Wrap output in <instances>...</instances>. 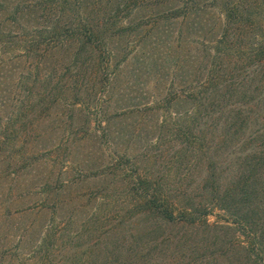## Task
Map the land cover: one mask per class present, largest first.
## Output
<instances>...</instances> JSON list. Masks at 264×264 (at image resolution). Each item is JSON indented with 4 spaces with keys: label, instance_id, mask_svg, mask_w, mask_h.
<instances>
[{
    "label": "trees",
    "instance_id": "obj_1",
    "mask_svg": "<svg viewBox=\"0 0 264 264\" xmlns=\"http://www.w3.org/2000/svg\"><path fill=\"white\" fill-rule=\"evenodd\" d=\"M146 1L0 0V49H9V57L0 55V103L10 109L0 114V152L12 150L13 173L18 177L43 151L67 142V155L52 160L59 173L76 142L98 141L102 156L92 173L103 184L99 205L67 210L37 239L30 238L31 221L19 228L15 264H219L222 257L227 262L220 264H264V0ZM154 5V16L138 13ZM192 17L189 31L211 37L201 38L182 65L183 90L160 99L187 108L175 112L167 155L144 146L142 159L165 157L159 172L144 171L135 147H101L134 138L136 127L124 117L150 110L143 99L121 107L118 102L136 97L114 84L128 60L135 64L128 77L145 76V84L158 59L173 56L180 70L183 45L171 44L166 21L186 30ZM111 99L117 103L112 112ZM52 116L62 130L79 123L82 135L72 131L40 154L29 151ZM66 182L41 183L39 209L26 205L6 215L38 213L48 198L55 213Z\"/></svg>",
    "mask_w": 264,
    "mask_h": 264
},
{
    "label": "rangeland",
    "instance_id": "obj_2",
    "mask_svg": "<svg viewBox=\"0 0 264 264\" xmlns=\"http://www.w3.org/2000/svg\"><path fill=\"white\" fill-rule=\"evenodd\" d=\"M148 1V0H147ZM146 1V2H147ZM153 3L158 2L159 0H149ZM151 7V6H150ZM153 8H149L148 6L141 8V10L138 12L140 15L144 14H151L154 16V13H158L159 10H157L158 6L154 5ZM164 8H171V4L165 3ZM134 13V12H132ZM215 10H210V15L212 17L219 16V14H216ZM125 14V13H123ZM136 15V14H135ZM134 15V16H135ZM209 15V16H210ZM132 14V17H134ZM129 19V18H128ZM155 19V18H154ZM195 21V17H192V19L189 22V25L187 26L188 29L185 27L183 29V25L180 26L178 24H171L166 21V34L167 32L171 33L170 42L171 44L176 43L177 41H180V43L184 46L181 47L184 51L183 53V59L180 63L181 68L180 70H176V67H174L175 63V57L171 56V59L169 60H162L158 59L155 64V70L154 72L148 77L147 83L145 84V76L142 77H134L129 76L131 70V67H134V60L127 61L128 64V70L127 68L124 69V71L120 75V81L114 84V90L117 89L120 91V87H124L125 93H128V96H135V99H128L124 98L122 101L118 102L121 107H133V105H130L131 103H134V101L141 100L143 103L147 102L149 105L148 107L150 110L146 111L145 113L139 114H131L126 117H124V123H128L129 125H132L133 127H136L135 134L136 136L134 138L128 139L127 137L117 140L116 138L112 139L111 142L104 141L103 144H101V147L107 148L109 144L111 147L115 148L116 143L118 142L116 146L117 149L122 152L123 150H127L125 147H135L136 152L139 151L141 154L140 158L143 157L142 150L144 149V146L146 144H151L152 151L151 153H155L156 151H162L164 152V155H167L169 153V145L171 142V125L175 123L176 116L175 112L178 111H184L187 106H185L183 103L180 104H174L173 102L163 104L164 102H160V99L163 96H166L171 89H176L179 91L183 90V79H185L187 76L183 74V68L182 65L187 61V59L193 54V47L196 45L199 46V41L201 38H210L211 33L207 32L206 35L203 33L204 37H202L199 33L190 32L191 30V23ZM215 22V21H213ZM147 24L144 26L146 29L150 27V29H154L153 26H151V23L149 21L146 22ZM168 24V25H167ZM212 24V18L210 20V25ZM17 25V24H16ZM161 25L165 26V20L161 21ZM17 27V26H16ZM183 29L182 34L180 33L178 35V31ZM209 29L211 26L208 27ZM16 29V28H15ZM157 32V30H154ZM193 31V30H192ZM164 33V34H165ZM163 34V37H164ZM154 33L153 31L148 34L147 37L154 40ZM163 37L158 36L159 42L158 44H163L162 39ZM180 37V38H179ZM142 41V40H141ZM140 41V45H143V41ZM158 51V50H156ZM197 52V50H196ZM3 54V55H2ZM0 55L4 57H9V49L5 50L4 53L2 49H0ZM156 56L159 57V55L156 52ZM199 59L201 58L198 56ZM186 59V60H185ZM130 64V66H129ZM132 75V74H131ZM142 92V93H141ZM122 94L123 92L120 91ZM144 93V95H143ZM115 95V94H114ZM143 95V97H141ZM171 95V93H169ZM127 96V95H126ZM116 96L113 97V100ZM145 98V100H144ZM111 99L108 102L107 109L109 111H113L116 108L117 103L115 101L113 102ZM132 101V102H131ZM160 103H162V106H160ZM128 105V106H127ZM157 105L159 106L157 108ZM152 106H156L153 108ZM119 107V106H118ZM119 107V108H121ZM118 108V109H119ZM57 111L60 110L57 109ZM0 114L3 115V118L6 117V115L10 114V109L6 107L4 109L2 107V104L0 103ZM67 115V112L65 113V116ZM60 117V116H59ZM58 116H52L51 120H48L44 123H42L38 130L43 132V136L40 140L32 142L30 145H28L29 151H33L35 154H40L39 151H42L46 148H49L51 144L56 143L60 139H63L66 137V134L69 132H76L78 129L79 123H77L73 127L66 126L63 128L60 127V121L57 119ZM124 126V124H123ZM169 128V129H167ZM82 135V132L77 130L76 136L79 137ZM174 137V136H173ZM128 139V140H127ZM111 141V140H108ZM107 143V144H106ZM65 143L62 146H60V149L55 150L52 153L48 152H42L41 157L39 158L36 165L38 167L34 168L35 166H32V168L26 167L24 169V172L20 174L18 177L13 173L14 171V162L12 160L11 155V149L4 150L0 152V173H2V178L0 179V264H15L16 262V240L17 235L19 233V228H22L24 225L28 224L30 221L32 222V231L30 232V238H38V235L40 234V231L45 228L47 224L50 223L51 220L55 219V222H59V217H63L67 213V210L72 209L73 207H84L85 209L89 210L93 207H95L97 204L99 205V197L101 195H104L101 193L103 190L102 187V180L100 182L99 179H95L92 176V173L95 170V166L101 163V152L98 148L99 144L98 141L94 142L91 140L86 141L83 146H81L78 142H76V151H73L74 154L70 155L69 161L65 162L64 168H66V171L64 173H59L58 167H61L59 163L55 161H59V157L67 155V150H65ZM75 148V147H74ZM164 149V150H163ZM125 150V151H126ZM130 151V150H129ZM171 151V150H170ZM45 153V154H44ZM105 155V153H104ZM140 159V160H141ZM53 160V161H52ZM143 161H139V165L141 166L140 169H144V171H151V172H159L164 166L165 157L161 158V156L155 157L153 154L152 157L149 160L142 159ZM45 162V163H44ZM155 162V163H154ZM39 163V165H38ZM20 162L18 163V165ZM17 165V166H18ZM63 167V166H62ZM17 168V167H16ZM80 168L84 169V171H80ZM91 168V170H89ZM164 170V169H163ZM23 171V170H21ZM60 174V175H59ZM83 174V176H81ZM64 179L66 180V185L61 189L60 194L58 198L61 200L56 208V212L54 213L52 210L53 200L48 198L47 200L42 203L41 211L38 213L30 212L29 213H16L13 216L6 215V211L10 210V213L15 212V209L18 207L29 205V207L39 209V199L41 197H44V195H41V188L40 184L43 182H49L53 183L56 179ZM57 185V184H56ZM59 185V184H58ZM60 186V185H59ZM30 193H27L29 192ZM35 191V192H34ZM37 192V193H36ZM26 194L23 198L16 201L14 198L15 196H18L19 194ZM111 194V193H109ZM13 198L15 201H13ZM83 205V206H82ZM85 205V206H84ZM80 209V208H79ZM78 209V210H79ZM83 212L86 213L84 209H81ZM209 220L212 222L216 220L215 216H210ZM142 222L136 223L137 228L139 229L140 226H142ZM132 231H137L132 230ZM227 262V260L224 259V257L220 258L219 264Z\"/></svg>",
    "mask_w": 264,
    "mask_h": 264
}]
</instances>
